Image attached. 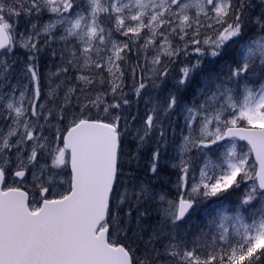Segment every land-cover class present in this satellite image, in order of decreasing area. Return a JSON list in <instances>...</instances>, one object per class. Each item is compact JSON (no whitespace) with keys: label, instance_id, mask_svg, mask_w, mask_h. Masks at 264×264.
Wrapping results in <instances>:
<instances>
[{"label":"snow or ice","instance_id":"snow-or-ice-1","mask_svg":"<svg viewBox=\"0 0 264 264\" xmlns=\"http://www.w3.org/2000/svg\"><path fill=\"white\" fill-rule=\"evenodd\" d=\"M41 37L61 42L50 52L59 83L43 103ZM18 48L26 59L13 84ZM217 60L218 72L195 80ZM0 74V264H264V0H0ZM127 75L137 97L172 80L134 133ZM170 132L176 199L143 180L121 193L126 138L137 142L133 158L152 143L148 171L159 179ZM235 192L233 214L191 241L182 234L195 206ZM157 199L160 219L144 239L132 210Z\"/></svg>","mask_w":264,"mask_h":264},{"label":"rangeland","instance_id":"rangeland-1","mask_svg":"<svg viewBox=\"0 0 264 264\" xmlns=\"http://www.w3.org/2000/svg\"><path fill=\"white\" fill-rule=\"evenodd\" d=\"M42 18V19H41ZM41 19L39 22L36 17H33V22L37 23H43L47 21L48 16L44 15L40 17ZM19 32L25 31V26L20 25L17 29ZM117 39H126L124 37H119L118 34L114 37ZM41 42H43L44 51H42L39 54V71L41 75V103L45 102L49 99L48 92L50 90V87H54L57 83H59V79L56 77H50V73L55 72L57 70V66L59 64V60L56 57H52L50 55V52L52 49L59 50L61 47V42L58 40L56 41H50V47L47 45H44V38L41 37ZM239 47V44L232 45L231 49H229V58L231 56H234L237 49ZM16 61L15 64V72L13 73L11 77L12 83H16V80L19 75L20 68L22 67L23 62L26 59V50L23 48H18L15 51V55L12 57ZM129 64H134L136 62V54L135 52L129 54ZM184 61L181 60L177 62V64L172 68V76H176L179 74V67L181 66V63ZM207 64V62L205 63ZM210 64V63H208ZM214 66L215 71H219L222 67V62L220 60H217L214 64H211ZM204 72L197 74L195 77L196 81H199L204 76ZM71 75H75V73H72ZM2 76V74H0ZM63 78V77H61ZM197 78V79H196ZM51 80V84L50 81ZM71 81H67L66 83H70ZM133 79L130 75H127L125 78V88L124 91L127 93V98L130 101L129 106H126L123 111L126 114L128 118V128L129 131L135 132V129L140 127L143 119L146 116V113L149 109L153 107V105L157 102V99H162L163 96L166 94L163 89L167 86L161 85L160 88L152 89L149 87V89L146 92H142V94L137 97L133 91ZM168 83H172V80L169 79ZM167 83V84H168ZM171 86H169L170 88ZM4 91H8L7 88L4 89ZM60 97H63V89L59 90ZM18 96V92L16 93ZM135 117L136 119L133 120L132 117ZM174 121H177L178 124L182 127L184 124V118L183 115L179 117H173ZM3 120H0V127L3 126L2 124ZM181 127L173 126L174 128V137H175V144H179L182 142L181 137ZM184 134L186 135L187 132L185 131ZM128 142H132L133 148H131V152L134 153L137 151V142L133 140L132 135H129L127 138ZM170 145L168 147L167 155H165L161 161V167L164 169L163 171L165 174L160 173V178L155 179L152 177V174L148 171V168H146L145 164L142 163V161L137 158L136 165L134 162L128 161L127 164V156L124 154L121 158V175L119 177V184H120V192L123 193L125 188H127L128 192L131 193L133 191L134 185L139 181L143 180L146 184H149L156 192H166L168 194V197L170 199H176V189L174 187V182L176 179L175 176V169L171 167V163H175L177 161H169V157L175 155L173 152L174 144L172 143L173 140V132H170ZM244 142H241L242 145ZM152 143L150 142L148 145L145 146V148L141 149L144 151L147 155L149 154V151L152 150ZM128 150V149H127ZM140 150V151H141ZM139 151V152H140ZM224 151V142H221L219 146H213L212 152L209 153V157L213 160L216 159L217 155H222ZM193 155H195V150H193ZM133 158V156H132ZM150 158H151V152H150ZM205 160L200 159L199 160V166H203ZM147 165V164H146ZM132 166V168H130ZM198 176V171L196 173ZM31 179V178H29ZM240 195H242V192H235L230 194H225L224 197L221 198H211L210 200L204 201L201 204L194 207V210H191L190 216L186 219L185 224L182 228V234H186L187 239L191 241L192 239L198 237L201 235V232H208L209 231V223L212 220L213 217H216L217 222H219V217L221 214H233V210L239 200ZM259 205H257L258 207ZM159 207V201L158 199L153 202H148L140 206L138 209L133 208L132 210V216H131V223L130 227L133 230V232H138L144 236V239H147L148 234L151 233L152 228L158 225L159 219H160V213L158 212ZM145 209L147 210V215L140 217L139 213L144 212ZM126 210V208H125ZM247 216V213H245ZM138 217H139V227H138ZM131 235V233H130ZM167 241H162L157 243V247H160L161 243H166ZM207 243H210V237L206 238ZM142 247V245H141Z\"/></svg>","mask_w":264,"mask_h":264},{"label":"trees","instance_id":"trees-1","mask_svg":"<svg viewBox=\"0 0 264 264\" xmlns=\"http://www.w3.org/2000/svg\"><path fill=\"white\" fill-rule=\"evenodd\" d=\"M41 19H38V22ZM20 25L24 26L23 22H21ZM254 33H255V29L251 28V29H249V32L247 33V35H252ZM40 44L43 45V42L40 41ZM202 72H204L203 73L204 75H207L209 72H218V71H215L214 66H212L211 64L207 63V64L204 65V68H203ZM255 79H257V77H250V80H255ZM169 86H171V83H168L166 87H169ZM256 86H258V85H256ZM195 87H196V85L194 83V89H195ZM133 145L134 144H132V142H128L127 139H126V141L123 144V152L127 156V164H128V161H130V162H134V164L136 165L137 158H139L142 161V163L145 164L146 168H148V165H149V162H150V152L151 151H149V154L147 155L144 151L141 150L139 152L137 158H132V154L137 153V151H135L134 153L131 152L130 149L133 148ZM130 168H132V166H130ZM161 174H165V172L161 171Z\"/></svg>","mask_w":264,"mask_h":264},{"label":"flooded vegetation","instance_id":"flooded-vegetation-1","mask_svg":"<svg viewBox=\"0 0 264 264\" xmlns=\"http://www.w3.org/2000/svg\"><path fill=\"white\" fill-rule=\"evenodd\" d=\"M4 122L2 121V124H3ZM41 123H43V121H41Z\"/></svg>","mask_w":264,"mask_h":264},{"label":"water","instance_id":"water-1","mask_svg":"<svg viewBox=\"0 0 264 264\" xmlns=\"http://www.w3.org/2000/svg\"><path fill=\"white\" fill-rule=\"evenodd\" d=\"M253 159H254V157H253Z\"/></svg>","mask_w":264,"mask_h":264}]
</instances>
